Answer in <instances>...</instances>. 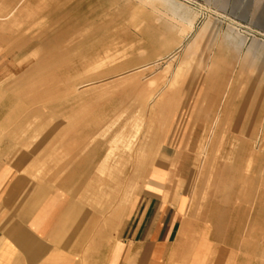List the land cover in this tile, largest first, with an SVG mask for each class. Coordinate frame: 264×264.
I'll return each instance as SVG.
<instances>
[{"label":"rangeland","instance_id":"1","mask_svg":"<svg viewBox=\"0 0 264 264\" xmlns=\"http://www.w3.org/2000/svg\"><path fill=\"white\" fill-rule=\"evenodd\" d=\"M263 146L264 0H0V153L93 215L89 250L156 165L208 202L262 191Z\"/></svg>","mask_w":264,"mask_h":264},{"label":"crops","instance_id":"2","mask_svg":"<svg viewBox=\"0 0 264 264\" xmlns=\"http://www.w3.org/2000/svg\"><path fill=\"white\" fill-rule=\"evenodd\" d=\"M183 171L156 165L119 240L89 250L93 215L0 153V264H264V188L221 181L208 202L192 203L206 186L176 179Z\"/></svg>","mask_w":264,"mask_h":264},{"label":"bare ground","instance_id":"3","mask_svg":"<svg viewBox=\"0 0 264 264\" xmlns=\"http://www.w3.org/2000/svg\"><path fill=\"white\" fill-rule=\"evenodd\" d=\"M248 53H249V51H248ZM180 70H181V69H180ZM181 72H183V71H181ZM181 72L178 71V72L176 73V75L173 77V78H174V79H173L174 83L178 80V78H180L179 76L181 75ZM204 91H205V90H204ZM205 96H206V94L203 93L202 96L200 97V99H203L202 97H205ZM198 101H199V99H198ZM218 111H219V110H218ZM220 116H221V115L218 114V116H217L218 119H217V118H216V119L219 120V119H220ZM199 118H200V117L197 115V116H196V120H195V122H197ZM230 118H231V117H230ZM217 120H216V122H217ZM230 121H231V120H230ZM230 121H229V122H230ZM213 124H214V122H213ZM215 124H216V123H215ZM226 124H227V123H226ZM262 125H263V124H262ZM227 129H228V128H227ZM261 129H262V128H261ZM225 130H226V129H225ZM251 130H252V129H251ZM227 131H228V130H227ZM225 132H226V131H225ZM258 132H259V131H258ZM223 134H226V135H227V133H224V132H223ZM258 138H259V137H258ZM223 139H224V138H223ZM232 139H233V138H232ZM209 140H210V139H209ZM228 141H229V140H228ZM260 141H261V139H260ZM227 144H228V143H227ZM263 147H264V146H263ZM241 148H242L243 151H248V150H250V153H251V154H253L254 156H257L256 154L258 153V150H257V149H258V146H257V144H254V142H251V141H250V142H246V143L243 145V147H241ZM261 149H262V148H261ZM261 149H260V150H261ZM262 150H264V149H262ZM230 153H232V152H230ZM253 155H252V158H254ZM259 157H260V155H259ZM260 158H261V157H260ZM258 162H259V161H258ZM218 164H220V163H218ZM237 167H240V166L237 165ZM239 171L241 172L242 169H239L238 172H239ZM127 208H128V203H125V208H124L122 211L125 212Z\"/></svg>","mask_w":264,"mask_h":264}]
</instances>
